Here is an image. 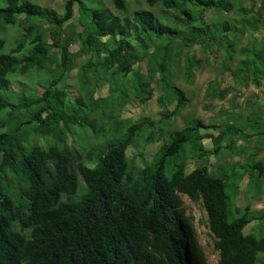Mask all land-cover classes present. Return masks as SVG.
I'll use <instances>...</instances> for the list:
<instances>
[{
    "label": "trees",
    "instance_id": "trees-1",
    "mask_svg": "<svg viewBox=\"0 0 264 264\" xmlns=\"http://www.w3.org/2000/svg\"><path fill=\"white\" fill-rule=\"evenodd\" d=\"M4 1L0 264H209L193 216L186 214L184 196L202 202L219 264H258L264 256V208L238 207L235 197L244 174L264 176L260 140H251L253 135L243 133L244 127L235 121L206 124L195 119L171 130L151 161L142 145L145 133L146 143L161 140L166 124L190 101L169 78L170 62L184 47L205 37L204 48L211 49L216 41L217 50L234 58V37L218 38L205 19L209 10L232 11L234 2L146 0L171 13L172 25L153 10L122 18L95 0H65L63 14L30 0ZM111 1L119 11H127V0ZM10 28L18 35L6 51ZM223 29L228 32L232 27L226 22ZM76 44L89 54L82 64L76 63L80 53L71 50ZM145 60L143 69L139 63ZM195 66L189 56L184 68L188 83L194 82ZM250 69L260 86L262 53L243 61L235 80L247 81ZM17 72L34 80L29 89L16 93L12 75ZM73 72L78 94H71L68 84ZM157 73L165 97L176 102L174 109L160 95V120L125 121L120 111L128 103H146L154 97ZM214 84L218 87L221 81ZM102 87L107 94L99 95ZM234 133L249 145L240 149L242 158L235 163L232 156L240 151ZM209 137L212 151L204 146ZM224 140L228 143L223 146ZM130 147L138 150L142 162L128 155ZM224 150L229 151L228 161ZM188 159L195 161L191 170ZM254 220L262 230L246 232Z\"/></svg>",
    "mask_w": 264,
    "mask_h": 264
},
{
    "label": "rangeland",
    "instance_id": "rangeland-1",
    "mask_svg": "<svg viewBox=\"0 0 264 264\" xmlns=\"http://www.w3.org/2000/svg\"><path fill=\"white\" fill-rule=\"evenodd\" d=\"M40 5L45 10L57 11L59 14L64 12L65 0H30ZM234 2V8L232 11H216L209 10L205 14V19L208 21L211 31L216 32L218 38L225 39V35L234 37L236 45L234 48V58H227L224 49H218L216 47V41L214 45L212 43V50L206 47L204 43L206 38L203 37L194 43L192 46L189 44L184 47L179 56L170 62L169 78L173 79L175 83L182 87L190 101L182 112L173 120H170L166 124L165 136L161 140L153 142H145L147 133L143 135L142 145L145 148V156L148 161H151L154 154L159 150L164 141L168 138L171 130L182 129L188 125V122H192L195 119H201L204 123L224 124L228 121H235L239 123L240 127H244V132L253 135L251 140H260L263 150L259 154V157L264 159V134H257L260 131H264V78L261 79V85L257 86L252 80L253 73L251 69L247 72V81L235 80V74L239 67H241L243 61L249 60L255 57L256 54L262 53L264 57V7L262 6V0H231ZM94 4H99L100 7L108 9L114 15L120 17H132L136 12L140 10H153L155 15L169 24H174L171 13H169L161 5L149 6L146 0H127V11H119L115 8L111 0H95ZM5 5L3 0H0V7ZM76 13H77V7ZM254 9V12H246V10ZM228 22L232 30L228 32L224 31V25ZM188 33L187 35L189 36ZM18 35L16 28H10L7 36L9 37L8 46L6 51L11 50L15 38ZM219 40V39H217ZM187 43V42H186ZM72 51H78L80 54L76 58L77 64L82 62L89 56L79 44L71 46ZM194 58L196 66L194 68V82L188 83L184 76V68L187 63V59ZM258 61L260 62L261 59ZM139 65L143 69L147 66V61L140 62ZM75 72L71 74L68 80L70 84L71 94H78L74 84ZM14 80L13 91L17 93L20 88H30L29 84L34 80L29 75H24L19 72L12 75ZM221 81V85L216 87L214 81ZM153 86L156 88L154 97L146 103H140L138 101H131L120 111L121 117L127 120H138L142 118H151L160 120L162 117L163 106L159 104L158 96L168 95L164 90V83L160 79V74L157 73ZM214 86V87H212ZM234 88L233 90H229ZM41 90V89H40ZM229 90V91H227ZM227 91L225 97H221V93ZM107 88L99 90V95L107 94ZM10 98V97H9ZM165 103L170 109H174L176 102H169L168 97H165ZM243 114V118L239 117ZM250 115V116H248ZM247 117V120L244 118ZM204 130V129H203ZM204 133V131H203ZM209 133L217 135L218 131L211 130ZM257 134V135H256ZM236 141L237 151L244 146H249L240 134H232ZM72 140V138H71ZM227 140L222 142V145H226ZM204 146L207 151L214 149L213 140L209 137L204 140ZM225 161L229 160V151L224 150ZM128 155L134 156L138 163L142 162L139 152L136 148L130 147L128 149ZM232 161L235 163L241 160L242 155L240 153L232 156ZM218 158L212 157L215 162ZM223 162V161H222ZM187 168L191 170L194 168L195 161L193 159L187 160ZM241 171V167L239 168ZM240 192L235 197V203L238 207L248 205L252 211L264 208V176L259 178L249 177L246 173L239 182ZM232 186V185H231ZM184 207L187 215H192L194 224L197 229L198 237L201 246L206 254L209 264H219L218 251L214 248V240L212 232L208 225L207 213L202 205L201 201H194L188 196H184ZM258 220H254L246 232H251L259 228ZM258 230H262L259 228ZM258 264H264V256L260 259Z\"/></svg>",
    "mask_w": 264,
    "mask_h": 264
}]
</instances>
